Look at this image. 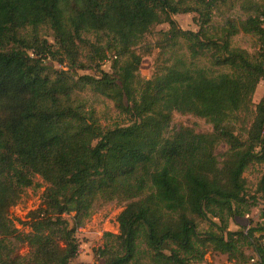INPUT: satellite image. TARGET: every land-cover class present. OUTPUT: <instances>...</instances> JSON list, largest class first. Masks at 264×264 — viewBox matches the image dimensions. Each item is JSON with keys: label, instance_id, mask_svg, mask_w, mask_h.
<instances>
[{"label": "trees", "instance_id": "trees-1", "mask_svg": "<svg viewBox=\"0 0 264 264\" xmlns=\"http://www.w3.org/2000/svg\"><path fill=\"white\" fill-rule=\"evenodd\" d=\"M234 1L246 19L227 20L208 37L202 29L216 0H0V264H69L76 230L97 202L115 200L129 203L116 218L118 234L103 235V264H192L208 248L235 257L241 243L264 264V223L246 233L226 226L251 207L243 174L264 161V94L246 138L234 134L264 81V0ZM192 12L200 30L179 29L172 16ZM159 24L168 25L161 59L142 81L136 49ZM239 31L256 36L257 59L231 48ZM108 54L111 73L100 70ZM206 56L210 67L198 66ZM90 68L99 75L76 74ZM86 90L125 122L103 126L77 99ZM174 112L205 119L212 132L181 127L165 137ZM36 175L47 186L24 234L9 210Z\"/></svg>", "mask_w": 264, "mask_h": 264}, {"label": "rangeland", "instance_id": "rangeland-1", "mask_svg": "<svg viewBox=\"0 0 264 264\" xmlns=\"http://www.w3.org/2000/svg\"><path fill=\"white\" fill-rule=\"evenodd\" d=\"M194 6L193 0H189ZM210 1V0H205ZM247 14L240 9L238 2L234 0H216L213 10L210 14V22L207 27H203V33L208 37L219 36L221 28L225 25L227 20L235 22L244 21ZM176 22L177 27L183 31L197 32L200 30L201 20L197 13L176 14L172 16ZM264 26V23H263ZM168 30L167 24L155 25L151 31L144 36V44L136 49V52L142 56V61L138 71V78L142 81L149 80L154 75L156 66L161 59L160 49L158 43L161 38L160 33ZM49 43H52L50 34L46 35ZM231 48L245 51L252 60L258 58L261 49L256 36L252 34H245L239 31L236 35L231 37ZM184 48V46H183ZM182 51V50H181ZM113 57L108 54L106 60L100 65V70L111 73V63ZM47 64L56 68H63L61 65L47 61ZM197 65L200 67H210V59L208 56L199 58ZM77 75L98 76L99 73L95 69L90 68L83 71H77ZM264 94V81H260L252 96L250 112L247 115L239 114L238 120L234 123V134L238 135L241 140L246 138V131L249 129L253 113L256 105ZM77 99L83 102L85 109L93 110L96 118L104 125H111L113 123H124L125 117L118 114V111L109 100L98 96L91 90H86L80 93ZM181 127L190 128L196 133H211L212 126L205 120L196 117L192 114H181L174 112L172 114L169 128L165 133V137L171 136L176 130ZM227 146L220 143L215 149V155L219 161L225 158ZM245 179V198L251 207L245 212L243 218H237L232 221L230 218L227 220L228 231L236 232L242 231L246 233L250 228H256L264 223V161L262 163L251 164L243 174ZM35 186L27 188L23 191L19 202L10 208L9 217L12 220L14 227L20 232L29 233V228L23 226L28 219L30 212L36 210L41 204L42 194L47 186L46 183L39 176L34 177ZM129 203L122 201H111L107 203L97 202L90 217L84 224L75 232V237L78 240L79 248L77 257L71 260L69 264H103L102 259L98 257L99 250L103 247V235L110 233L117 235L118 223L117 216ZM255 203V205H254ZM71 223V215L64 216ZM218 222L217 220H213ZM198 230L204 232L207 229V223L202 220H197ZM255 234V238H258ZM238 253L235 257L221 254L212 251L210 248L205 250L202 259L193 262L192 264H257V257L252 249L241 243ZM28 253L25 245L20 246L18 254L24 256Z\"/></svg>", "mask_w": 264, "mask_h": 264}]
</instances>
